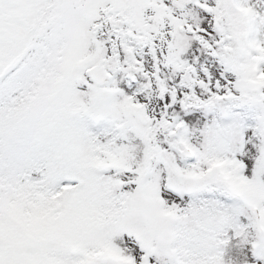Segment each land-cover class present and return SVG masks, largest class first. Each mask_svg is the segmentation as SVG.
<instances>
[{
  "label": "snow or ice",
  "instance_id": "6c2138e0",
  "mask_svg": "<svg viewBox=\"0 0 264 264\" xmlns=\"http://www.w3.org/2000/svg\"><path fill=\"white\" fill-rule=\"evenodd\" d=\"M0 264H264V0H0Z\"/></svg>",
  "mask_w": 264,
  "mask_h": 264
}]
</instances>
